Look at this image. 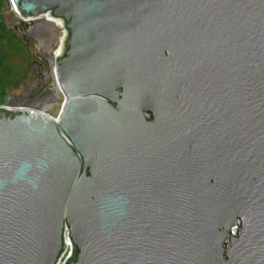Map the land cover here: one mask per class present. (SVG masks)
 I'll return each mask as SVG.
<instances>
[{"label": "water", "instance_id": "water-1", "mask_svg": "<svg viewBox=\"0 0 264 264\" xmlns=\"http://www.w3.org/2000/svg\"><path fill=\"white\" fill-rule=\"evenodd\" d=\"M4 2L39 62L0 107V264L64 229L67 264H264V0Z\"/></svg>", "mask_w": 264, "mask_h": 264}, {"label": "rangeland", "instance_id": "rangeland-1", "mask_svg": "<svg viewBox=\"0 0 264 264\" xmlns=\"http://www.w3.org/2000/svg\"><path fill=\"white\" fill-rule=\"evenodd\" d=\"M0 10L2 11L8 29L14 33L15 37L19 40L21 47L20 52L13 58L16 63L17 68L20 70V74L23 76L21 79L19 86L16 88H9L8 96H14L19 98L21 94H23L26 89L37 83V76L31 70V64L33 62H39L36 57V48H34L31 44L27 45L23 42L22 33L24 29V24H21V19L18 17L17 13L13 9L12 5L2 2ZM46 70V67H45ZM50 80L47 83V87H49L53 92V87L55 84L54 75L52 70L50 71ZM59 98V102L54 105H50L47 107H43L40 109L45 115L56 118L62 108L63 98L60 92H54ZM46 108V109H45Z\"/></svg>", "mask_w": 264, "mask_h": 264}, {"label": "trees", "instance_id": "trees-1", "mask_svg": "<svg viewBox=\"0 0 264 264\" xmlns=\"http://www.w3.org/2000/svg\"><path fill=\"white\" fill-rule=\"evenodd\" d=\"M4 0H0L1 4ZM21 44L7 26L6 19L0 10V107L5 104L9 88L19 86L23 76L14 62L20 52Z\"/></svg>", "mask_w": 264, "mask_h": 264}, {"label": "built area", "instance_id": "built-area-1", "mask_svg": "<svg viewBox=\"0 0 264 264\" xmlns=\"http://www.w3.org/2000/svg\"><path fill=\"white\" fill-rule=\"evenodd\" d=\"M57 24L60 27V24L59 23H57ZM59 92H60V94H61V96L63 98V103H64V96L61 93V91H59ZM63 103H62V107H63ZM61 111H62V108H61L58 116L60 115ZM39 113L45 115L40 110H39ZM58 116L56 118H58ZM56 118H52V119H56ZM63 246H64L63 251H62L61 255L59 256L56 264H67L72 259L73 254H74L72 244H71V242H70V240L68 238V230L67 229H64V232H63Z\"/></svg>", "mask_w": 264, "mask_h": 264}, {"label": "bare ground", "instance_id": "bare-ground-1", "mask_svg": "<svg viewBox=\"0 0 264 264\" xmlns=\"http://www.w3.org/2000/svg\"><path fill=\"white\" fill-rule=\"evenodd\" d=\"M54 81H55V84H54L53 90H54V92H58V93H59L60 88H59V86H58V84H57V82H56L55 79H54ZM45 109H46V108H45Z\"/></svg>", "mask_w": 264, "mask_h": 264}, {"label": "flooded vegetation", "instance_id": "flooded-vegetation-1", "mask_svg": "<svg viewBox=\"0 0 264 264\" xmlns=\"http://www.w3.org/2000/svg\"><path fill=\"white\" fill-rule=\"evenodd\" d=\"M147 120H148V121L151 120V116H150V115L147 116Z\"/></svg>", "mask_w": 264, "mask_h": 264}]
</instances>
